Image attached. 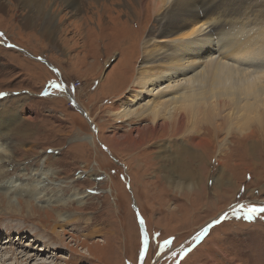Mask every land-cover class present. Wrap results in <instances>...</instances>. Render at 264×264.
<instances>
[{
	"label": "rangeland",
	"instance_id": "rangeland-1",
	"mask_svg": "<svg viewBox=\"0 0 264 264\" xmlns=\"http://www.w3.org/2000/svg\"><path fill=\"white\" fill-rule=\"evenodd\" d=\"M114 1L102 0L74 16L65 6L46 2L53 39L46 37L43 21L25 27L23 12L0 13V92L6 93L0 97V199L18 207L31 203L41 215L9 212L0 203V248H14L12 238L24 235L13 241L20 244L15 248L32 255L30 261L0 253V259L5 264H264V213L249 221L231 210L264 207V141L245 143L233 131L224 142L221 131L209 148L215 160L206 155L191 160L181 142L191 134L176 140L160 132L146 149L130 144L129 132L150 127L146 118L139 123L118 118L121 110L141 104L125 103L139 92L128 90L139 59L127 63L120 41L111 40L117 27L107 23L118 24L124 34L127 27L139 42L154 20L143 11L133 18L119 14L126 8ZM53 81L63 90L50 87ZM189 170L192 178L185 175ZM168 171L176 179L168 180ZM37 179L42 195L34 198L20 189ZM10 180L9 187H19L15 195L5 191ZM133 205L148 237L142 259ZM54 227L63 231L60 240L51 233ZM165 239L172 244L158 249Z\"/></svg>",
	"mask_w": 264,
	"mask_h": 264
},
{
	"label": "bare ground",
	"instance_id": "bare-ground-1",
	"mask_svg": "<svg viewBox=\"0 0 264 264\" xmlns=\"http://www.w3.org/2000/svg\"><path fill=\"white\" fill-rule=\"evenodd\" d=\"M50 1L65 6L71 16H74L81 8L91 10L92 5L96 7L102 0H85L83 3H79V0H0V13L7 11L10 17H14L16 12H23L21 19L25 27L35 26L37 21H43L48 34L46 37H51L53 16L47 13L45 7L46 2ZM120 1H123L126 11H118L119 14L131 13L133 18L136 13L143 11L154 20L153 26L143 33L144 38L141 36L139 42L136 41L137 38H131L127 27L124 29L128 33L124 34L119 31L121 28L118 24L107 23L112 25L113 30L114 27L118 28L111 40L120 41L119 44L126 50L127 63H132L135 57L139 59L128 86V90L138 88L139 92L129 96L130 100L125 103L140 100L141 104L137 108L131 106L121 110L118 118L133 119L131 121L135 123L146 118L150 121V127L147 128L148 132L147 129L129 132L130 144L146 149L145 144L156 139L157 133L168 131L169 134L176 135V140L179 136L191 134L181 139L191 151L188 153L191 160L198 155H206L208 159L215 160V155L212 157L209 148L211 141L215 142L221 131H225L224 142L233 131H237L236 136L245 143L247 140L257 143L264 141V0ZM107 9V13L111 15L113 11ZM168 24L169 27L166 26ZM199 25L205 26L200 35L207 37L204 54L195 59H177L179 44ZM134 36L133 34L132 37ZM54 43L57 44L56 38ZM29 57L35 60V57ZM158 87V91L154 93ZM132 133H136L137 140L132 137ZM3 148L0 146V151ZM192 172L194 171L189 170L185 175L192 178ZM167 173L168 180L175 178L172 172ZM7 183L5 182L8 187L5 191L15 195L19 187H9L11 180L9 185ZM41 183L42 180L37 179L32 184L21 185L20 189L35 198L42 195ZM172 184L178 188V183ZM0 203L9 212L26 211L28 215L41 216L38 208L31 203L22 202L23 205L18 207L3 196ZM62 232H57L54 227L51 233L60 240ZM23 236L12 238L14 248L20 244L13 241L21 242ZM35 241L33 243H37ZM8 248H0V253L8 254L9 258L23 257L31 261L30 253ZM43 251L45 252L44 249ZM5 261L4 258L0 259V264H5Z\"/></svg>",
	"mask_w": 264,
	"mask_h": 264
},
{
	"label": "snow or ice",
	"instance_id": "snow-or-ice-1",
	"mask_svg": "<svg viewBox=\"0 0 264 264\" xmlns=\"http://www.w3.org/2000/svg\"><path fill=\"white\" fill-rule=\"evenodd\" d=\"M205 29L204 25H199L194 31H191L186 39H184L178 46V57L179 60L184 59H195L199 56L204 54V45L207 43V37L200 35ZM52 88L63 90V85L59 83L52 82L49 85ZM6 93L0 92V97L5 96ZM211 183V181H210ZM243 212L244 216L243 218L245 220L251 221L252 218L260 213H264V207H255V206H244V205H238L236 208L232 209V214L237 216L239 218V213ZM224 216H227V213L224 214ZM224 217L222 216L221 219ZM141 224H143V220L140 221ZM204 232L202 231L198 236L197 239H199L200 236H202ZM159 235V234H157ZM172 244L171 239H165L163 243L158 244L157 248L160 250H163L166 247H169ZM148 246V237L146 234L142 233L141 236V249H140V255L141 257L144 256L145 252L147 251ZM184 250L180 253L181 256L185 254Z\"/></svg>",
	"mask_w": 264,
	"mask_h": 264
},
{
	"label": "water",
	"instance_id": "water-1",
	"mask_svg": "<svg viewBox=\"0 0 264 264\" xmlns=\"http://www.w3.org/2000/svg\"><path fill=\"white\" fill-rule=\"evenodd\" d=\"M35 60L40 61V62L44 63L45 65L49 66V64H48L46 61L41 60L40 58H35ZM67 94H68V93H67ZM68 97H69V99L72 101V104L75 105L74 102H73V100H72V98L70 97L69 94H68ZM133 209H134V211H135V213H136V215H137V220H138V223H139L140 234H141V236H142V233L147 235L144 221H143V224L140 223V221L143 220V219H142V218L140 217V215L138 214V210H137V207H136L135 205H133ZM231 210H232V209H231ZM231 210H230V211H231ZM226 212H227V211H226ZM226 212H224V213H226ZM224 213L221 214L220 217H221L222 215H224ZM213 222H215V221H213ZM213 222H212V223H213ZM206 227H207V226H206ZM206 227H205V228H206ZM144 256H145V254H144ZM144 256H143V257H144ZM143 257H141V259H142ZM140 263H142V260L140 261Z\"/></svg>",
	"mask_w": 264,
	"mask_h": 264
},
{
	"label": "crops",
	"instance_id": "crops-1",
	"mask_svg": "<svg viewBox=\"0 0 264 264\" xmlns=\"http://www.w3.org/2000/svg\"><path fill=\"white\" fill-rule=\"evenodd\" d=\"M59 84H62L60 81H59ZM47 90H46V95H47ZM66 96H68V94L66 93ZM71 97V96H70ZM73 99V98H72ZM68 100L70 101V103L72 102L70 99H69V97H68Z\"/></svg>",
	"mask_w": 264,
	"mask_h": 264
},
{
	"label": "built area",
	"instance_id": "built-area-1",
	"mask_svg": "<svg viewBox=\"0 0 264 264\" xmlns=\"http://www.w3.org/2000/svg\"><path fill=\"white\" fill-rule=\"evenodd\" d=\"M75 86V88L77 87V85H74Z\"/></svg>",
	"mask_w": 264,
	"mask_h": 264
}]
</instances>
